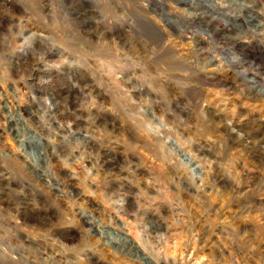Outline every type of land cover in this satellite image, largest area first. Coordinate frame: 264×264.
<instances>
[{"label": "rangeland", "instance_id": "obj_1", "mask_svg": "<svg viewBox=\"0 0 264 264\" xmlns=\"http://www.w3.org/2000/svg\"><path fill=\"white\" fill-rule=\"evenodd\" d=\"M0 264H264V0H0Z\"/></svg>", "mask_w": 264, "mask_h": 264}, {"label": "bare ground", "instance_id": "obj_2", "mask_svg": "<svg viewBox=\"0 0 264 264\" xmlns=\"http://www.w3.org/2000/svg\"><path fill=\"white\" fill-rule=\"evenodd\" d=\"M16 136H18V132L15 134ZM23 139V138H22ZM23 140H25V139H23ZM34 140V139H33ZM30 143V142H29ZM31 143H32V141H31ZM40 143V142H39ZM38 143H36V144H33L32 146H36ZM39 146V145H38ZM34 158V157H33ZM118 240H120V239H118V238H116V239H109V242L110 241H114V242H118ZM113 243V242H112Z\"/></svg>", "mask_w": 264, "mask_h": 264}]
</instances>
